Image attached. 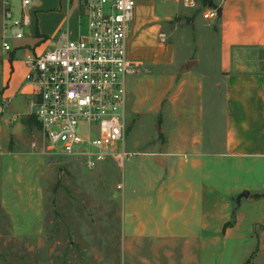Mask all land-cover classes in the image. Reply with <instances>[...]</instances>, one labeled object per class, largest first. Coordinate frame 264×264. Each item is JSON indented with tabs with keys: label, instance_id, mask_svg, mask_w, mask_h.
Segmentation results:
<instances>
[{
	"label": "crops",
	"instance_id": "crops-1",
	"mask_svg": "<svg viewBox=\"0 0 264 264\" xmlns=\"http://www.w3.org/2000/svg\"><path fill=\"white\" fill-rule=\"evenodd\" d=\"M197 1L139 0L133 12L128 58L136 74L148 69V113L160 114V142L148 148L140 206L148 217L125 218V234L148 237V264H264L257 233L264 224V0ZM67 3L66 11H51L45 0L27 9L38 11L35 24L30 18L24 41L0 60V123L25 125L31 56L86 24L77 3ZM209 7L218 10L214 20L202 17ZM158 69L167 75L156 76ZM135 85L132 91L126 80V115L144 93Z\"/></svg>",
	"mask_w": 264,
	"mask_h": 264
},
{
	"label": "rangeland",
	"instance_id": "rangeland-1",
	"mask_svg": "<svg viewBox=\"0 0 264 264\" xmlns=\"http://www.w3.org/2000/svg\"><path fill=\"white\" fill-rule=\"evenodd\" d=\"M31 1L33 7L39 0ZM45 1L53 12L67 10V0ZM20 2L0 0V60L6 11L14 5L18 14ZM28 14L35 24L38 11ZM59 18L50 17L55 23ZM85 26L83 20V31ZM164 29L171 32L173 27ZM188 31L180 33L192 39ZM8 40L14 46L24 38ZM155 74L167 72L158 69ZM126 80L132 91L136 81L143 84L144 93L129 104L125 150L131 156L123 168L110 158L88 169L80 158L52 155L40 125L29 114L27 126L0 123V264H148V237H132V229L125 234L124 220L138 215L136 211L148 217L140 206L148 196V148L160 142V114L148 113V69ZM257 233L264 244V224Z\"/></svg>",
	"mask_w": 264,
	"mask_h": 264
},
{
	"label": "built area",
	"instance_id": "built-area-1",
	"mask_svg": "<svg viewBox=\"0 0 264 264\" xmlns=\"http://www.w3.org/2000/svg\"><path fill=\"white\" fill-rule=\"evenodd\" d=\"M75 1L86 30L80 28L75 37L66 32L54 49L29 57L26 80L32 98L27 113L38 121L52 155L80 158L88 169L110 158L123 168L131 156L125 150L126 78L138 72L128 58L127 41L139 0ZM181 1L187 7L198 4ZM31 5V0H21L18 14L14 5L7 9L4 51L14 49L9 38L26 36ZM202 17L214 20L218 10L209 7Z\"/></svg>",
	"mask_w": 264,
	"mask_h": 264
},
{
	"label": "trees",
	"instance_id": "trees-1",
	"mask_svg": "<svg viewBox=\"0 0 264 264\" xmlns=\"http://www.w3.org/2000/svg\"><path fill=\"white\" fill-rule=\"evenodd\" d=\"M204 1V0H203ZM28 118H34L35 119V117L33 116V115H30ZM25 119L24 120V124L27 126V125H29V119ZM38 122V121H37ZM39 124V123H38ZM250 263V260L248 261V263H246V264H249Z\"/></svg>",
	"mask_w": 264,
	"mask_h": 264
}]
</instances>
